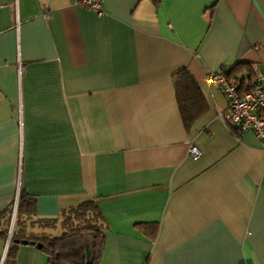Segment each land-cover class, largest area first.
Segmentation results:
<instances>
[{
	"label": "crops",
	"instance_id": "0c3cea01",
	"mask_svg": "<svg viewBox=\"0 0 264 264\" xmlns=\"http://www.w3.org/2000/svg\"><path fill=\"white\" fill-rule=\"evenodd\" d=\"M102 8L0 0V213L20 190L38 219L95 201L99 264H264V150L226 127V97L205 81L238 63L264 72V0ZM182 69L206 105L188 127L172 79ZM8 243L0 264H48L28 243L5 262Z\"/></svg>",
	"mask_w": 264,
	"mask_h": 264
},
{
	"label": "trees",
	"instance_id": "16d2710c",
	"mask_svg": "<svg viewBox=\"0 0 264 264\" xmlns=\"http://www.w3.org/2000/svg\"><path fill=\"white\" fill-rule=\"evenodd\" d=\"M255 68L249 63H238L222 70L227 76L237 77L241 82H248L255 74ZM175 97L183 123L188 127L191 122L203 114L206 105L191 74L182 69L172 77ZM238 135L239 131L230 129ZM12 213L11 207L0 213V222L4 229L0 237L7 240L5 262L13 261L16 248L21 240L34 245L47 256L48 264H99L105 244L104 224L95 201L88 199L80 204L63 209L60 220L38 219L35 216V199L23 191H19L15 216L10 238L8 227ZM60 225L61 232L52 236L44 232L33 231L35 225L52 227ZM90 255L87 259L86 251Z\"/></svg>",
	"mask_w": 264,
	"mask_h": 264
},
{
	"label": "built area",
	"instance_id": "2783aa9c",
	"mask_svg": "<svg viewBox=\"0 0 264 264\" xmlns=\"http://www.w3.org/2000/svg\"><path fill=\"white\" fill-rule=\"evenodd\" d=\"M94 11L98 16L104 14L103 0H72ZM256 70V69H255ZM207 85L220 91L227 100L224 111L218 113L226 127L239 132L251 131L260 141L264 150V72L259 70L248 82H241L237 77L227 76L224 72L208 73L205 77ZM201 152L197 146L190 144L188 155L195 160ZM16 209V199L13 203V213L8 227V237L11 236Z\"/></svg>",
	"mask_w": 264,
	"mask_h": 264
},
{
	"label": "water",
	"instance_id": "95a60500",
	"mask_svg": "<svg viewBox=\"0 0 264 264\" xmlns=\"http://www.w3.org/2000/svg\"><path fill=\"white\" fill-rule=\"evenodd\" d=\"M20 243L26 244L27 241L26 240H21ZM89 255H90V251H89V249H87V251H86V257H87V259L89 258Z\"/></svg>",
	"mask_w": 264,
	"mask_h": 264
}]
</instances>
